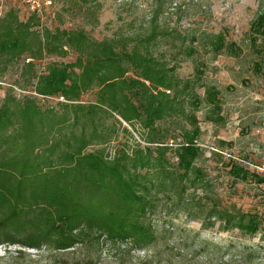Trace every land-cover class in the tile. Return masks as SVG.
Wrapping results in <instances>:
<instances>
[{"label":"trees","instance_id":"obj_1","mask_svg":"<svg viewBox=\"0 0 264 264\" xmlns=\"http://www.w3.org/2000/svg\"><path fill=\"white\" fill-rule=\"evenodd\" d=\"M96 8H88L93 20ZM148 24L136 36L96 39L82 28L42 25L36 10L21 18L11 6L0 16V67L23 62L21 77L32 86L20 95L0 92V243L70 251L106 237L142 248L159 234L150 217L171 212L206 226L260 230L258 213L208 194L212 184L198 163L204 148L196 110L205 103L208 120H225L220 89L204 84L199 92L206 66L199 45L236 58L243 45L222 32L178 40V30L164 32L156 15ZM170 36V55L158 56ZM247 46L252 69L264 76V8ZM70 50L74 60L51 59L36 71L39 59ZM179 55L196 62L193 76L177 74ZM224 164L235 181L264 185V174L234 159Z\"/></svg>","mask_w":264,"mask_h":264},{"label":"rangeland","instance_id":"obj_2","mask_svg":"<svg viewBox=\"0 0 264 264\" xmlns=\"http://www.w3.org/2000/svg\"><path fill=\"white\" fill-rule=\"evenodd\" d=\"M32 4H39L36 13L42 25L82 28L96 39L118 32L139 35L156 15L164 32L178 30V40L188 38L191 32H222L227 39L242 44L245 53L240 58L222 52L214 55L208 47L199 45V57L206 61L199 92L204 95V84L220 89L225 120H208L205 103L196 110L202 130L198 141L204 148L198 163L206 169L212 184V191H208L211 197L235 204L242 212L258 213L262 224L251 235L238 228H222L220 222L206 226L203 219L174 212L157 213L150 222L159 224V234L146 247L134 246L130 240L114 243L106 237L98 245L77 246L70 251L46 244L36 248L5 241L0 243V264H264V185L235 181L224 164L234 159L264 174V76L252 69V54L247 46L251 23L264 8V0H0V16L14 6L20 17L26 18L34 11ZM93 7H97L95 20L87 15ZM172 39L170 36L160 43L156 48L158 56L165 53ZM75 57L72 50L68 56H45L37 61L35 69L41 73L51 59L72 61ZM177 61L180 77L196 73V62L189 56L179 55ZM22 63L0 67L2 94L11 90L20 95L27 92L25 88L31 89L29 81L21 77ZM173 64L169 61V65ZM92 96L90 93L84 98ZM48 100L51 104L58 101L54 97ZM217 148L222 150V156L213 154Z\"/></svg>","mask_w":264,"mask_h":264},{"label":"built area","instance_id":"obj_3","mask_svg":"<svg viewBox=\"0 0 264 264\" xmlns=\"http://www.w3.org/2000/svg\"><path fill=\"white\" fill-rule=\"evenodd\" d=\"M31 7H32L34 10H36V9H38L39 4H37V5H36V4H34V5L32 4Z\"/></svg>","mask_w":264,"mask_h":264}]
</instances>
